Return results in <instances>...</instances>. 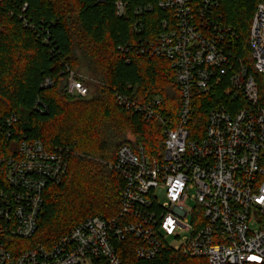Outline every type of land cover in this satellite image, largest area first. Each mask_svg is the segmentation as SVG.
Segmentation results:
<instances>
[{"label": "built area", "instance_id": "built-area-1", "mask_svg": "<svg viewBox=\"0 0 264 264\" xmlns=\"http://www.w3.org/2000/svg\"><path fill=\"white\" fill-rule=\"evenodd\" d=\"M220 2L156 3L168 13L164 30L141 52L170 62L182 106L170 127L156 114L160 98L141 103L116 94L121 107L165 125L160 156L134 148L130 137L110 165L125 183L116 217L88 218L50 248L32 245L45 193L66 178L70 150L17 136V116L0 125V264H121L118 245L130 238L143 261L172 250L197 264H264V0L250 30L252 70L234 51L236 32L214 21ZM152 9L149 4L139 13ZM116 10L123 17L126 4L118 1ZM64 92L90 94L75 71ZM214 93L226 103L212 107L202 132L191 130L193 96ZM191 199L197 205L190 210Z\"/></svg>", "mask_w": 264, "mask_h": 264}, {"label": "trees", "instance_id": "trees-1", "mask_svg": "<svg viewBox=\"0 0 264 264\" xmlns=\"http://www.w3.org/2000/svg\"><path fill=\"white\" fill-rule=\"evenodd\" d=\"M126 4L123 17L116 3ZM158 0H0V125L17 116V136L40 140L47 149H69V170L45 193L32 245L52 247L91 217L118 215L124 180L110 167L126 143L151 156L163 152L164 126L158 119L119 105L117 93L141 103L162 100L156 114L175 127L182 106L176 73L168 60L141 52L158 38L168 13ZM259 0H221L214 21L237 34L234 51L252 70L249 36ZM152 5V11L139 9ZM84 61L96 78L87 98L64 92L69 71ZM51 81L46 86L45 82ZM89 87V86H88ZM217 94L193 96L192 129L203 131ZM138 241L119 243L121 264H197L167 250L152 261L138 260Z\"/></svg>", "mask_w": 264, "mask_h": 264}, {"label": "rangeland", "instance_id": "rangeland-1", "mask_svg": "<svg viewBox=\"0 0 264 264\" xmlns=\"http://www.w3.org/2000/svg\"><path fill=\"white\" fill-rule=\"evenodd\" d=\"M80 79L84 80L86 85L89 86V90L92 94H94L95 92V84H96V78L88 71L87 69V65L84 61H82V65L80 67V69L78 70V72H76ZM66 84V83H65ZM158 197L161 199V200H164L165 198V194H164V191L160 190L158 192ZM196 202H194L192 199L189 200V202L187 203V207L191 210V209H194L196 208ZM171 244L174 243V240H170L169 241Z\"/></svg>", "mask_w": 264, "mask_h": 264}, {"label": "snow or ice", "instance_id": "snow-or-ice-1", "mask_svg": "<svg viewBox=\"0 0 264 264\" xmlns=\"http://www.w3.org/2000/svg\"><path fill=\"white\" fill-rule=\"evenodd\" d=\"M253 259H255V258H253Z\"/></svg>", "mask_w": 264, "mask_h": 264}]
</instances>
